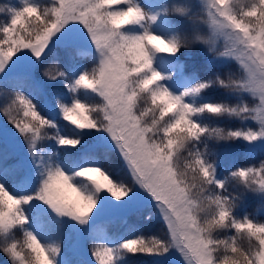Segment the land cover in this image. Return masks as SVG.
<instances>
[{"label": "snow or ice", "instance_id": "1", "mask_svg": "<svg viewBox=\"0 0 264 264\" xmlns=\"http://www.w3.org/2000/svg\"><path fill=\"white\" fill-rule=\"evenodd\" d=\"M23 2L22 8L13 10L10 23L0 28V87L12 83L21 89L15 91L10 102L0 108V113L27 144L32 168L29 170L23 159L6 150L0 132V180L11 177L18 184H26L40 178V185L31 194L18 196L12 194L5 183L0 182V234L7 236L20 230L25 237L24 244L34 250L29 257H25L21 246L13 241L0 251L7 252L13 264H54V255L55 264H58L59 258L63 256L60 244L31 245L33 237L41 241L29 230L30 217L24 211L25 206L33 201L49 206L58 217H69L80 224H87L103 198L101 194L123 202L147 193L155 201L158 213L166 223L165 235L150 238L136 236L124 240L118 247L94 244L92 256L96 264H119L121 256L126 253L168 255L172 250L180 253L185 264H216L219 257L210 255L211 246L193 226L191 204L185 185L175 180L164 163L166 154L175 149L158 148L153 144L148 139L151 133L144 129L134 109L135 103H139V95L144 94L140 91L142 80L146 77H152L157 82L166 79L162 72L154 68L155 55L159 52L176 56V41H166L148 30L140 34L125 31L130 26L142 25L148 19L134 0H53L55 6L51 9V22H47V27L41 32L29 35L26 21L30 15L29 10L35 9L39 13L40 9L39 4L32 3L31 0ZM204 5L211 36L215 37L205 41L208 51L218 56L234 58L240 65L252 68L254 73L264 69V28L252 25L245 29L247 34L239 29L228 32L223 25L230 21L232 13L225 9L221 0H204ZM256 8L258 15L259 9L264 8V0H257ZM176 11L183 14L187 9L179 6ZM235 16L237 20L242 19L243 13L237 12ZM193 18L196 19L195 16ZM251 18L255 19V15ZM151 19L155 20L156 17ZM80 26H83L91 44H87L86 40L82 43L78 38L84 35L80 32ZM72 29H76V32L73 33ZM236 36L239 38H235ZM193 38L200 37L189 35L188 42H193ZM219 38L225 41L223 52H217ZM92 46L99 54L98 63H94L99 64V68L90 74L91 68L84 65L82 58L91 55L95 60ZM57 49L62 50L67 58V70L65 65L62 69L56 64L55 72L49 66L43 74L48 80H61L69 89L67 94L62 91L55 93L60 123L41 114L37 98L47 90L36 75L40 65L49 56L57 55ZM28 52L36 58L34 61L28 57ZM14 58L16 61L26 58L28 62L13 69L9 66L14 63ZM242 69L243 75L240 77L244 78L245 72L243 67ZM210 79L214 77L201 80V85L209 84ZM250 84L251 87L245 89L243 94H250L258 102L255 105L241 104L231 109V112L233 117L242 121H255L257 127L230 130L235 139L242 138L252 143L264 139V88L255 79L250 80ZM214 86L239 91L238 86L231 82L225 85L209 84L207 90ZM23 87L31 89L30 96L25 95ZM185 90L188 95L200 96L206 91L200 86ZM84 93H88L90 97H99V101L85 99ZM176 99L183 105L184 96ZM98 104L102 105L99 110L104 113L102 123L96 121L93 115L94 106ZM190 112L191 109H184L180 118L187 119ZM47 129H54L55 134L49 136ZM45 140H55L60 148L75 151L58 159L57 153L48 152L41 147ZM198 148L199 146L194 148L193 153L198 152ZM112 151H117L122 158L132 178L131 183L114 178L112 170L100 163L99 155ZM67 168L72 169L71 173L83 169H98L106 177L104 180L98 173L85 172L72 181L80 185L82 190L90 189L92 199L96 201L95 206H91L88 200L80 196L72 183L68 182V178L61 175V172L69 173ZM250 174L257 176L256 186L259 187L260 177H264V163L251 166ZM87 175H92L93 179L99 181V191L84 179ZM226 188L227 185L225 188L217 187L216 191L225 193ZM69 191L75 193V196H70ZM61 201L63 205L73 207L71 216ZM219 203L222 205L223 201ZM54 226H62V222L49 225ZM161 249L166 251L161 252ZM255 264H259L258 257L255 258Z\"/></svg>", "mask_w": 264, "mask_h": 264}, {"label": "rangeland", "instance_id": "2", "mask_svg": "<svg viewBox=\"0 0 264 264\" xmlns=\"http://www.w3.org/2000/svg\"><path fill=\"white\" fill-rule=\"evenodd\" d=\"M31 2L40 4L42 0H31ZM43 2L47 3L49 0H43ZM134 2L144 11L148 19L142 25L130 26L125 31L140 34L148 30L168 40H172L181 34L211 35L204 0H134ZM0 4L10 6L4 13H0V28H2L10 23L14 14L13 10L22 8L24 2L23 0H0ZM173 4L189 7L193 16L196 17L195 22H191L185 16L171 13L169 9ZM152 17H156V19L152 20ZM71 31L75 33L76 29H72ZM80 32L84 34L83 37H78L81 42L83 43L86 40L87 44H91V40L87 38V33L84 31L83 26H80ZM224 46V39L219 38L216 45L217 52L224 51ZM91 51L95 53V60L91 55L83 56L82 59L86 67L87 61L85 58H91L95 63H98L99 60V54L96 53L94 46H92ZM28 57L33 61L36 59L30 52H28ZM27 62L26 58H22L19 61H16L14 58V63L9 67L14 69L26 65ZM56 64H59L62 69L65 65V70H67V58L60 49H57V55L49 56L37 70L36 75L47 90L44 95L39 96L37 99L42 110L41 114L56 119L60 123V117L56 111L57 97L55 93L62 91L67 94L69 93V89L64 86L61 80L51 81L43 74L44 70L49 66L55 72ZM231 66L238 70L240 69L243 75V69L238 61L234 58H221L218 55L210 53L203 44H195L191 49L182 48L176 56H168L163 53L156 54L154 61V68L162 72L166 77L162 83L166 84L176 94L194 85L197 81L205 80L208 77H215L209 71L213 70L215 72L219 67H223L221 68V72L226 75L225 79L229 75L232 78H239L240 76L235 77V75H231L230 69L228 70ZM202 74L205 76L200 78ZM216 89L223 90L226 96L234 100L230 104H236L241 100L251 105H255L258 102L250 94L238 95L230 93L219 86L206 90L200 97L195 98L191 102H219V98H216L218 94ZM18 90L21 89L12 83H8L5 87H0V108L9 103L10 97L14 96L15 91ZM22 90L25 95H31L30 88L23 87ZM83 95L85 99L99 101V97H90L88 93H84ZM202 122L231 130L241 127H257L255 121H242L239 118H230L228 116L219 118L205 116ZM46 131L49 136L55 134L54 129H47ZM0 132H2L6 150L14 152L19 158L23 159L26 167L31 170V157L27 144L19 136V133L15 131L13 126L8 123L2 113H0ZM209 146L214 151L212 158L217 162L216 174L219 180H224L228 177L229 171L255 166L264 162V139L252 143L242 138L226 142L221 141L219 143L210 141ZM41 147L47 149L48 152L57 153L58 159H62L69 152L75 151L73 149L60 148L55 140H45L42 142ZM200 147L202 148L203 145H200ZM86 149L87 145H85ZM41 154L44 153L42 152ZM100 157H103L104 160H100ZM107 158H113L117 161L116 170L113 172L114 178H117L116 175L119 176L123 173L121 179L128 182L131 179L129 182L131 183L132 178L130 173L119 153L117 151L107 154L101 153L99 161L105 167H107V164L105 165ZM247 164L250 165L245 166ZM67 171L71 173L72 169L67 168ZM0 182L5 183V186L12 194L21 196L35 192L40 185V178H36L31 183L26 184H18L11 177L0 180ZM229 190L233 192L242 191L235 183L230 184ZM68 194L72 197L75 196V193L70 191ZM101 195L103 198L98 203L87 224H80L69 217H58L49 206L40 201H33L32 204L25 206L24 211L30 217L29 230L33 231L46 245L60 244L62 246L63 256L59 258L58 264H96L92 256L94 244H107L112 247H118L124 240L136 236H144L145 238L152 236L163 237L167 232L166 223L158 213L155 201L147 193H144L142 197H133L132 200H125L123 202L114 201L110 196L105 194ZM250 207L254 209H250ZM260 211H264V195L248 191L243 195L236 215L242 217L245 214H253L258 219V212ZM57 222H62V226L49 227V225H55ZM140 254H123L119 260V264H185L182 256L176 250H172L168 255L149 256L148 254ZM0 264H11V261L8 257L0 256Z\"/></svg>", "mask_w": 264, "mask_h": 264}, {"label": "clouds", "instance_id": "3", "mask_svg": "<svg viewBox=\"0 0 264 264\" xmlns=\"http://www.w3.org/2000/svg\"><path fill=\"white\" fill-rule=\"evenodd\" d=\"M221 2L225 9L232 13L230 21L223 25L226 31L231 32L233 29H239L240 32H245V29L252 25L264 28V8H260L259 14L256 15L257 0H221ZM54 6L53 0H49L47 3L42 0L39 4V13L35 9L29 10L30 15L26 18L29 35L41 32L47 27V22L52 20L51 9ZM179 6L181 5L173 4L169 11L173 14L185 16L191 22H195L191 9L183 6L187 11L181 14L176 11ZM9 7L7 4H0V13H4ZM237 12L243 13L242 19H236L235 13ZM254 15L255 19H252L251 17ZM245 34L247 33L245 32ZM198 36L200 38H193L191 43L187 39L189 34H181L175 37L177 51L174 55H177L182 48L191 49L195 44H203L207 47L205 41L215 38L211 35ZM160 38L170 41L162 36ZM235 38L239 37L236 36ZM156 54L160 53L157 52ZM219 57L227 58L223 55H219ZM240 66L244 68V78H232L229 75L225 79L217 73L214 79H210L209 84L225 85L231 82L238 86L239 91H233L231 88H225V90L238 95H242L245 89L251 87L250 80L252 79L258 81L259 85L264 88V69L254 73L252 68L244 65ZM98 68L99 64L92 66L90 74ZM209 84L201 85V82L197 81L189 89L193 86H200L207 90ZM140 91L144 94L139 95V103L134 105L135 113L142 122L144 129L151 133L148 139L153 144L157 145L158 148L175 149V151L166 154L164 163L175 180L185 185L186 195L191 204L190 214L191 219L194 221L193 226L203 234L211 246L210 255L219 257L216 264H255V258L257 257L259 258V264H264V221L255 218L253 214H245L242 217L236 215L246 192L251 191L264 195V177H260L259 187H257V176L250 174V166L248 169L240 168L230 173L224 180L217 179V162L212 158L214 151L210 148L209 142L231 141L235 140V136L231 134L230 129L202 122L205 116L217 118L228 116L231 118L233 117L231 109L247 102L244 100L236 104H229L228 102H218L216 104L191 102L200 95H188L186 90L176 94L166 84L154 81L152 77H146L140 82ZM178 96L185 97L183 105L178 103L176 99ZM101 107L102 105H95L93 115L96 121L102 123L104 113L99 110ZM184 109H191L187 119L180 118L184 114ZM66 118H68L67 115ZM200 145H203V147L201 148ZM197 146H199L198 152L193 153L192 150ZM85 172L98 173L101 179L106 180V177L98 169H83L77 173L61 172V175L67 177L68 182L72 183L76 177L83 175ZM84 179L95 186L98 191L100 190L99 181L93 179L92 175H87ZM232 183H235L242 191H230L229 186ZM225 185H227L225 193L216 191L217 187L225 188ZM72 187L76 189L80 196L88 200L91 206H95L96 201L92 199L90 189L85 188L82 190L81 186L75 183H72ZM221 200L223 201L222 205L219 203ZM61 204L71 216L74 211L73 207L63 205L62 201ZM229 233L231 234L229 235ZM24 240V236L21 239L12 233L7 236L0 234V250L14 241L21 246L24 256L29 257L34 248L25 245ZM40 243L43 242L35 237L32 238V246ZM163 251H166V249H161V252ZM4 254L8 256L7 252ZM8 258L13 264L12 258L10 256ZM53 261L55 264V255Z\"/></svg>", "mask_w": 264, "mask_h": 264}, {"label": "trees", "instance_id": "4", "mask_svg": "<svg viewBox=\"0 0 264 264\" xmlns=\"http://www.w3.org/2000/svg\"><path fill=\"white\" fill-rule=\"evenodd\" d=\"M85 60L87 61V67L88 68H91L92 66H94V63H95V61L93 60V59H91V58H85ZM221 68H223V67H221ZM221 68L219 67L215 72H213V70H211V71H209V73L210 72H212L211 74H214V76L218 73V74H220V76H222L223 78L226 76L225 74H222V72H221ZM230 69V73H231V75H235V77H239V76H241L242 75V71L239 69H236L235 67H233V66H231L230 68H228V70ZM205 75H201V77L200 78H203ZM216 91L218 92V94L216 95V98H219V102H228L229 104L232 102V101H234L231 97H228V96H226V94L224 93V91L223 90H217L216 89ZM215 91V92H216ZM105 163L107 164V168H110L111 170H112V172H115V168H116V166H117V161H115L113 158H107L106 159V161H105ZM250 164H247V165H245V166H249ZM256 165H259V164H256ZM255 165V166H256ZM226 168V167H225ZM237 169H239V168H237ZM237 169H235V171L237 170ZM234 171V170H233ZM233 171H229L228 172V176H229V174L230 173H232ZM122 175H123V173H121L119 176H117L116 175V177L118 178V179H121L122 178ZM125 176H127V175H125ZM131 181V179L129 180V182ZM128 182V181H127ZM250 209H254L253 207H250ZM258 219L259 220H261V221H264V211H260V212H258ZM15 236L17 237V238H23V233H22V231H20V230H17L16 232H15ZM140 255H143V254H140ZM0 256L1 257H7L2 251H0Z\"/></svg>", "mask_w": 264, "mask_h": 264}]
</instances>
